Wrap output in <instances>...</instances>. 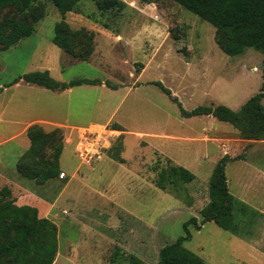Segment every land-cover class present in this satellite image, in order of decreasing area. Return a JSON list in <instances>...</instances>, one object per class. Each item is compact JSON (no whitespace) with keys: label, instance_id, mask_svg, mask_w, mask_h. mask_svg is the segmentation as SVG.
I'll return each mask as SVG.
<instances>
[{"label":"rangeland","instance_id":"obj_1","mask_svg":"<svg viewBox=\"0 0 264 264\" xmlns=\"http://www.w3.org/2000/svg\"><path fill=\"white\" fill-rule=\"evenodd\" d=\"M121 1L125 7L117 13L100 12L94 0H81L76 12L64 15L71 29L92 34L86 61L51 42L61 15L42 2L35 32L0 49V108L5 107L3 120L15 122L0 123V190L8 188L15 204L35 206L38 217L55 225L52 264H126L128 255L143 264H159V249L184 235V222L191 217L199 221L208 201V178L225 154L245 153L244 160L225 167L229 193L264 214V140H240L230 125L211 116L184 118L175 102L148 84L160 82L185 111L218 104L236 111L260 91L264 55L252 48L236 56L223 54L214 28L171 0ZM34 71H48L59 82L87 79L100 85H83L61 97L21 80L13 83ZM32 119L109 130L118 122L124 130H115L109 142L110 147L120 144L122 162L106 153L83 166L73 154L76 128L44 124L45 131L61 132L64 176L42 186L22 179L15 161L28 140L24 134L9 135ZM156 159L192 173L180 195L154 186ZM246 223L244 237L211 222L197 230L189 225L184 247L205 264H264V219Z\"/></svg>","mask_w":264,"mask_h":264},{"label":"trees","instance_id":"obj_2","mask_svg":"<svg viewBox=\"0 0 264 264\" xmlns=\"http://www.w3.org/2000/svg\"><path fill=\"white\" fill-rule=\"evenodd\" d=\"M81 0H0V49L7 50L18 41L35 32V26L44 13L42 3L52 5L61 15L53 27L51 42L61 52L74 54L86 61L93 48L92 34L83 28L71 29L64 22V15L76 12ZM149 4L152 0H141ZM214 28L216 44L228 56H236L246 48H252L264 55V0H171ZM42 2V3H41ZM100 12H119L125 5L121 0H94ZM23 81L44 89L62 92L81 85H96L100 82L87 79H72L67 82L54 80L48 71H34L16 78L13 83ZM161 93L177 104L184 118L211 116L219 122L230 125L243 141L264 140V61L261 65V89L247 99L238 110L232 111L224 105L198 106L190 111L180 108L170 91L160 82H149ZM115 90L114 86L104 84ZM115 130L123 131L118 124ZM28 145L15 161V170L22 179L42 186L55 179L60 173L59 158L62 152L59 129L45 131L39 124H31L25 130ZM247 146L245 147V149ZM244 149V151H245ZM119 143L112 145L107 154L122 162ZM245 153L230 157L223 155L215 163L207 184V203L200 209L198 217L189 218L182 225L184 235L162 246L158 251L159 264H205L196 254L184 247L190 239L189 225L196 230L206 222L236 237L248 233L247 221L264 219V214L249 207L231 195L227 188L225 167L229 162L244 160ZM161 165L160 160L152 166L155 172L153 184L161 191L176 196L184 191V185L193 179L190 171L169 160ZM0 264H52L57 254V229L46 218L38 217L37 209L29 205H17L9 198V190H0ZM126 264H143L137 257L128 255Z\"/></svg>","mask_w":264,"mask_h":264},{"label":"built area","instance_id":"obj_3","mask_svg":"<svg viewBox=\"0 0 264 264\" xmlns=\"http://www.w3.org/2000/svg\"><path fill=\"white\" fill-rule=\"evenodd\" d=\"M115 130H109L106 126L91 124L86 127L75 129L73 154L83 166H91L100 160L110 147V138ZM64 176L60 172L58 177Z\"/></svg>","mask_w":264,"mask_h":264},{"label":"crops","instance_id":"obj_4","mask_svg":"<svg viewBox=\"0 0 264 264\" xmlns=\"http://www.w3.org/2000/svg\"><path fill=\"white\" fill-rule=\"evenodd\" d=\"M26 85H29V84H26ZM83 85H81V86H77V87H72V88H69V89H66V90H64V91H62V92H55V91H53L54 93H56V94H59V96H61V97H63L64 95H71V93H73V91H75L76 89H80L81 87H82ZM85 86H91V85H85ZM6 87H3L2 88V91L3 92H5L6 91ZM42 89H44V88H42ZM48 91V90H47ZM4 109H5V107L4 106H2L1 108H0V123H6V124H8V123H15V122H8L7 123V121H5V120H3V112H4ZM31 124H39V125H41L42 127L44 126V124H47V125H55V126H68V127H70V128H72V129H74V128H82L81 126H70V125H64V123H60V122H57V121H47V120H44V119H32V120H30V121H24L23 122V124H22V126H20V128L18 129V131L16 132V133H14V134H12V135H9V138L10 139H14V138H17L18 136H21V135H25V130H26V128L29 126V125H31ZM116 124H118L119 126H121L122 127V129L124 130V128H123V126L120 124V123H118V122H116ZM9 125H11V124H9ZM89 125H91V124H89ZM88 126V125H87ZM86 127V126H85ZM27 145H28V143H27ZM27 145H26V147H27ZM25 147V148H26ZM25 148L23 147V148H21L20 149V147H19V149H18V155H17V158H18V156L25 150ZM63 150V149H62ZM59 160H60V158H59ZM58 160V161H59ZM59 164H60V161H59ZM60 169H61V167H60ZM241 201V200H240ZM17 205H24L23 203H16ZM35 207V206H34ZM254 209V208H253ZM256 210V209H255ZM258 211V210H257ZM259 212V211H258Z\"/></svg>","mask_w":264,"mask_h":264}]
</instances>
